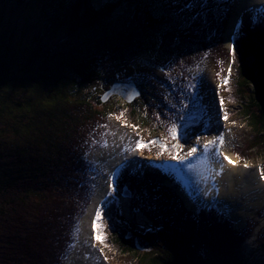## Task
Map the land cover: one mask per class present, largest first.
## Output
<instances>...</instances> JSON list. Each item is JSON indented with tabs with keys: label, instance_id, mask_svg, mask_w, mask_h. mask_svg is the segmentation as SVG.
Masks as SVG:
<instances>
[{
	"label": "rangeland",
	"instance_id": "374dc122",
	"mask_svg": "<svg viewBox=\"0 0 264 264\" xmlns=\"http://www.w3.org/2000/svg\"><path fill=\"white\" fill-rule=\"evenodd\" d=\"M152 1L153 5L159 3L165 11L172 13L174 23L171 24L168 31L177 34L178 37H183L192 26V23L195 22L201 25V31L197 34L200 35L201 39L206 40L205 34L209 35L210 33L211 35V32L205 30V25L208 24L206 17L211 12L220 13V24H218L217 20L215 22L216 26H219L223 31L222 35L213 41L215 48L212 55L211 53L209 55L204 53L196 54L198 45L190 42L179 43V41V44L173 42L170 47V53L164 51L162 56L159 54L160 49L157 47L152 50H148L146 46H143L140 50L135 47L132 52L124 51L121 53L119 55L120 59L117 58L118 62L110 59V62L105 65L102 80L95 84L92 90L88 91L89 96H91V103H95L99 93H101L100 96L102 97L107 88L109 87L110 89L111 85L117 80L134 82L140 87L142 95L131 104H136L139 115L149 119L153 125L149 129L145 125L137 126L136 124L140 122L139 119L132 120L125 115L127 109L122 107L125 104L120 96H111L106 102L101 101L105 106L114 104L112 107H116V113H120V118L98 119V130L103 137L107 138L106 145L102 148L92 149L88 153L87 159H85L84 156L87 150L77 147L74 143L72 158H70L65 167L56 170L57 175L62 176L60 186L63 187L62 193H66V200L60 201V208L54 201H50L48 205L53 207L54 213L56 211L57 214L59 213V215L56 214L54 217H57L60 221L64 222V219L69 216V221L72 223L70 227L73 226L74 228L69 231L66 237H64L63 232V236L58 232L59 237L57 238L52 235L49 236V243L57 248L54 251L50 249L49 254L53 255V259L45 264H68L69 258L75 264H80L86 258L89 261L96 258L97 264H135L136 256L128 252L122 253L120 250H124V247L120 245H118V249L115 247L117 251L105 249L96 240L94 245L85 243L79 246V240L84 233L82 221L87 215L92 197H96L97 190L102 184L100 180L106 173V165L104 164L103 166L101 161L106 158V155L122 152L125 148L137 149L134 152L137 155L139 166L134 171L123 170L117 173L119 174V179H121V184L119 181L117 184L114 181V187L109 186L108 191L110 198L113 196L117 197L112 202L120 207L121 219L125 222V227H117L114 224L115 222L111 223L125 235V239L130 233L128 229L131 223L134 227H140L143 231H146L153 244V250L148 253L159 254L166 260L172 253V249H169L166 238L161 234L158 235L156 231L164 227H177L181 228L178 232L182 233V238L187 244V247H179V255H189V259L196 263L206 259L211 264H239L241 261L244 264H264V199H259L258 201L257 196L251 202L244 199L243 209L241 208V211L237 214L240 216L230 215L214 208L210 210L202 208L205 215L212 211L215 216H218V220L221 219L222 221L225 219L232 230L229 235L227 230L217 223L214 225L210 224V226H213L209 227L211 228L209 229L207 226L208 221H206L204 216L193 214L198 208L187 207L184 194L180 193L183 186L177 181L176 176L177 169H187L194 165L197 159L195 156L199 158L202 152L201 147L208 141L213 140V135L217 132L218 127L215 121L221 119L224 125V135L229 133L233 138L232 141L227 142V146L232 147L230 152L237 154V151L244 149L246 146L254 148V150L248 152L247 159H241V161L249 163L240 165L248 164L252 168H264V135L262 133L256 137V132H253L250 120L242 108L246 104L245 97L238 90V100L230 101L225 92L226 86H221L222 80L229 79L230 81L233 79L235 72L234 64L229 58L230 56H227L231 53L232 45L228 46L226 40L230 22L238 18L234 14L233 4L235 2L233 0ZM17 2V0H0V41L4 40L7 45L11 44L14 48L15 59L12 68L14 73H19L16 69H21L25 64L32 48H29V46H32V40L35 39V35H39L42 18V7L39 2L32 0H26L21 4ZM260 5L263 7L261 11H256L257 14L254 12L253 15L255 17L249 11L248 18L238 19L242 21L244 27L249 28L259 18L264 21V5ZM133 13H135L134 7L129 9L128 5L124 6L116 14V21L113 24L117 25V28L133 25L132 28L135 30L134 21H132ZM234 37L232 38L234 39ZM114 39L112 42H116V38ZM136 42L137 40L132 39L129 45L133 46ZM144 43L147 44L146 40L143 41ZM89 47H91V43L85 36L78 35L73 38L63 36L60 40H51L46 50H52L56 54H68L69 51L77 49L91 50L92 48ZM190 52H192L191 55L189 54ZM190 58L193 59V62L191 61L187 65L185 60ZM229 68L232 69L230 77ZM41 98L32 101L35 106H38L37 119L34 118L33 126L29 122V119L33 116L31 115L28 119V125L13 120L8 126H4L5 129L2 133L0 131V158H4L7 161L3 167H6L13 174L16 172L21 173L20 178H23V181L29 180V161L39 160L40 155L45 154V152L41 148L31 147L29 142L14 138L12 136V127L17 125L22 128L29 135V139L32 142H36V136L39 135L38 128L44 135H48L49 126L60 128L66 127L68 123H71L63 118L61 110L55 106V100L43 102V97ZM142 98L145 99L147 106L140 101ZM221 98L224 100L222 106L220 104ZM2 103L4 104V102ZM98 108L101 111H103L102 109L105 112L109 111L107 107L98 106ZM29 109H32V106L27 104L21 112L29 114ZM79 109L77 107L76 109L68 108L67 111L77 114L82 112V108ZM210 109H212V114H210ZM225 111L228 113L227 120L223 118ZM122 112L124 113L123 116H121ZM8 115L9 113L5 111L2 118L9 119ZM66 121L68 122L66 123ZM157 126L158 130L156 132H149L153 131L154 127ZM173 126L177 128V140L171 139L169 130ZM34 129L36 135L33 134ZM27 134H24V136H27ZM87 134H89V128H85L83 131V136ZM259 136L260 138H258ZM141 139L144 144L148 145L147 147L139 148L137 146V142ZM154 140L164 143L170 149L162 150L158 144L151 143ZM20 143H23L22 145L26 149L22 156H18V154L20 155V153L24 152L21 150L23 146L19 145ZM92 143L94 144V142ZM177 144L182 146L176 149L179 151L178 158H169L170 151L173 153L174 145ZM192 147L197 148V153L193 157H188L186 154ZM77 156L79 157L78 160L74 161V157ZM52 158L54 159V155ZM93 163L95 164V171L89 175L93 170ZM82 172L85 173V177L78 178ZM115 176V173L111 174V178L114 179ZM41 181L45 180L41 179ZM124 187L133 192L131 199L122 196L121 191L124 190ZM73 188L76 190L82 189L76 200L69 199ZM155 196L161 197L169 206L161 208H158L157 205L152 206L156 209H152V211L149 208L145 209L147 200ZM89 197L90 201L86 206ZM112 202L110 201L109 205H112ZM151 204L150 202L149 205ZM109 205L103 208H107ZM80 215L82 216L79 221ZM76 221L79 222L77 226ZM63 222L60 223L62 227L64 225ZM234 236H236L239 243L227 244V241L232 242L229 237ZM58 240H60V243L56 244ZM127 240L132 241V238ZM72 244L74 245L73 251L68 257L64 258V251L69 249ZM27 249L28 245H25L23 253ZM136 250L140 253H146L145 251H139L137 248ZM27 259L22 264H34L29 263V257Z\"/></svg>",
	"mask_w": 264,
	"mask_h": 264
},
{
	"label": "trees",
	"instance_id": "16d2710c",
	"mask_svg": "<svg viewBox=\"0 0 264 264\" xmlns=\"http://www.w3.org/2000/svg\"><path fill=\"white\" fill-rule=\"evenodd\" d=\"M17 1L18 4H21L26 0ZM32 1L39 2L42 7L41 29L39 35H35V39L32 40V46H29L32 48L25 64L21 69H16L19 73H14L12 69L15 59L13 46L7 45L4 40L0 41V131L2 133L5 129L4 126H8L13 120L28 125V119L31 115L33 116L29 122L33 126L34 118L37 119L38 106H35L32 101L39 100L41 97H43V102L55 100V106L59 107L63 118L71 123L60 128L49 126L48 135H44L38 128L39 135L36 136V142H32L22 128L17 125L12 127L14 138L29 142L31 147L43 149L45 154H41L39 160L29 161V180L24 181L23 178H20L21 173L13 174L6 167H3L7 161L0 158V264H22L25 259L28 260V257L29 263H48L53 259V255L49 254L50 249L54 251L57 248L49 243V236L52 235L57 238L59 237L57 233L59 232L63 236V232L64 237H66L69 231L74 228L73 226L70 227L72 223L69 221V216L64 219V222L54 217L57 211L55 210L56 213H54L53 207H50L51 205L48 203L54 201L59 206L60 201L66 200V193H62L63 187L60 186L62 176L57 175L56 170L65 167L70 161L74 143L77 147L87 150L84 156L87 159V155L92 149L102 148L107 142V138L103 137L98 130L97 120L120 117V113H116V107H112L114 104L105 106L101 103V93L98 94L94 104L91 103V96L88 93L95 84L102 80L103 68L110 62L109 60L114 59L118 62L117 58L120 59L119 55L124 51L132 52L135 47L140 50L143 46H146L148 50L159 48V54L162 56L164 51L170 53L173 42L178 43L179 41V43L190 42L198 45L196 54L209 55L211 53L212 55L215 48L213 41L220 37L223 32L219 26H216L215 22L217 20L220 24V13L211 12L206 17L208 24L205 25V30L211 32V35L210 33L209 35L205 34L206 40L201 39L200 35L197 34L201 31V25L195 22L192 23L183 37H178L177 34L168 31L171 24L174 23L172 13L165 11L159 3L153 5L152 0ZM127 5L129 9L134 7L135 13H133L132 21H134L135 30L132 28L133 25L117 28V25L113 24L116 21V14ZM241 25L238 26L232 46V50H235V62H232L235 67L234 77L226 85L225 92L230 101L238 100L237 94L239 92L243 94L246 104L242 108L257 137L262 133L264 135V105L258 100L255 92L256 64H264V21L259 18L249 28ZM78 35L87 37L91 43V47H89L92 48L91 50L77 49L69 51L68 54H56L52 50H46L51 40H60L63 36L73 38ZM114 38H116L117 43L112 42L115 40ZM132 39L137 40L133 46L129 45ZM145 40L147 44H143ZM232 50L227 56H230L229 58L233 61ZM191 53L189 54L191 55ZM192 60L190 58L185 62L189 65ZM119 82L127 83L117 80L113 84ZM238 90L239 92H237ZM122 101L125 104L122 107L127 109L125 115L132 120L139 119L140 122L137 121V126L145 125L149 129L153 125L149 119L139 115L136 104L132 105L123 99ZM140 101L147 106L145 99L142 98ZM27 104L31 105L32 109H29V114L22 113L21 110ZM98 106L107 107L109 111L105 112L102 109L103 112L99 110ZM76 107L82 108V112L72 114L67 111L68 108L76 109ZM5 111L9 113V119L2 118ZM85 128H89V134L83 136ZM35 129L33 134H35ZM157 130L158 126L149 132H156ZM21 150L24 152L18 156H22L26 152L24 146ZM251 150L254 148L246 146L237 151V154L240 159L245 160ZM174 152L177 154L179 151L176 149L173 150V153L170 151L169 158L173 156ZM53 155L54 159L52 158ZM78 158V156L74 157L73 160H78ZM94 171L95 164L93 163V170L89 175ZM84 177L85 173L82 172L78 178ZM41 179L45 181H41ZM81 191L82 189L73 188L69 199L76 200ZM74 192L75 196L73 197ZM89 201L90 197L86 206ZM150 202L151 205H149ZM26 205L27 207H25ZM156 205L158 208L169 206L161 197L155 196L147 200L145 209L156 210L152 207ZM101 212L106 225V244L108 245L107 247L102 246L107 250H116L115 247L118 249V245L124 247V250L120 251L136 256L135 264H211L206 259L196 263L189 259V255H179V247H187V244L182 238V233L178 232L181 228L177 227H164L156 231L158 235L161 234L166 238L169 249H172L168 259L165 260L159 254L140 253L136 250L133 241L125 239V235L118 231L117 227H125V222L121 219L120 207L113 203ZM193 214L204 216L208 221V228L217 223L225 228L229 235L231 234L232 230L226 220H218V216H215L214 212L211 211L205 215L202 208H199ZM81 216L78 218L79 221ZM61 222L64 223L63 227ZM111 222H115L117 227H114ZM78 223L76 221V226ZM210 224L213 225L210 226ZM141 233H144L141 235H145L146 231H141ZM229 238L232 239V242L227 241V244L239 243L236 236ZM58 243L60 240L56 241V244ZM73 244L64 251V258L73 251ZM25 245H28V249L23 253ZM239 264L244 263L241 261Z\"/></svg>",
	"mask_w": 264,
	"mask_h": 264
},
{
	"label": "bare ground",
	"instance_id": "6f19581e",
	"mask_svg": "<svg viewBox=\"0 0 264 264\" xmlns=\"http://www.w3.org/2000/svg\"><path fill=\"white\" fill-rule=\"evenodd\" d=\"M234 1V14L238 18L230 22L231 24L226 36L228 46L232 45L231 39L235 34L239 22L238 19L248 18L247 15L249 11H251V15H253L254 12L256 13V11H261L263 6L260 4L264 5V0ZM253 17L255 16L253 15ZM222 121V119L215 121L218 128L217 132L213 135V140H218V137L222 136L224 138L223 146L221 147L217 143L216 146H210L207 150L204 149V146L201 147L202 152L199 155L200 159L195 156L197 159L194 165L187 169H177L176 176L177 181L183 186L180 193L184 194L183 196L186 200L187 207H195L196 209L205 208L206 210L214 208L230 215L240 216L237 214H239L241 208L243 209L244 199L248 202L255 200L254 198L256 196L258 197V201L259 199H264V181L261 179L259 167L252 168V166L248 164V167H245V165L241 166L236 157L231 154L230 149L232 147H228L227 142L232 141L233 138L229 133H225L224 135V125ZM134 150L137 149L125 148V150L122 151L123 153L108 154L106 158L102 159L103 161H101V164L103 163V166L104 164L106 165V173H104V177L101 178L102 180H100V183L102 182V184L99 190H97L95 200L82 221L84 233L79 240V246L85 243L95 244L93 227L95 214L97 211L101 210L103 200L110 198L108 192L109 186L113 188L114 183L111 174H117L123 170L134 171L137 169L139 165ZM224 156L229 157L233 163L230 164L228 160L224 159ZM69 259L68 264H75L72 262L71 258ZM80 264H97V260L95 258L89 261L86 258L84 261H81Z\"/></svg>",
	"mask_w": 264,
	"mask_h": 264
},
{
	"label": "water",
	"instance_id": "95a60500",
	"mask_svg": "<svg viewBox=\"0 0 264 264\" xmlns=\"http://www.w3.org/2000/svg\"><path fill=\"white\" fill-rule=\"evenodd\" d=\"M256 96L258 100L264 105V64L257 63L256 64ZM111 96H120L125 102L133 103L137 98L141 96V91L137 87L135 83H115L112 87L107 90L102 98V102H106ZM122 196H126L128 198L133 197L132 191L124 187V190L121 191ZM95 200V196L92 197L90 201V206H88V210H90L93 201ZM112 198H106L103 200V205H107ZM87 210V212H88ZM195 210V209H194ZM204 210H206L204 208ZM134 237V245L139 251L151 252L153 250V244L151 240L144 235H136L135 233H129L126 238Z\"/></svg>",
	"mask_w": 264,
	"mask_h": 264
},
{
	"label": "snow or ice",
	"instance_id": "6c2138e0",
	"mask_svg": "<svg viewBox=\"0 0 264 264\" xmlns=\"http://www.w3.org/2000/svg\"><path fill=\"white\" fill-rule=\"evenodd\" d=\"M232 55H233V63L235 62V50L233 49L232 50ZM231 71L232 69L229 68L228 69V73H229V77L231 75ZM229 83V79H223L222 80V85L221 86H226L228 85ZM220 104L221 106L224 104V100L223 98H221L220 100ZM124 113L122 112L121 113V116H123ZM120 117H117V119H119ZM225 120L228 119V113L225 111L224 113V117H223ZM170 135H171V139L173 140H177L178 139V134H177V128L175 126H173L170 130ZM152 144H158L162 150H168L167 149V146L160 142V141H151ZM197 143H199V141H197ZM217 143L219 144V146H223L224 144V138L221 136V137H218V140H210L208 141L205 145H204V149L207 150L210 148V146H216ZM137 146L139 148H143V147H147L148 145L144 144L143 140L141 139L140 141L137 142ZM182 146L177 144V145H174V148L175 149H179L181 148ZM197 153V148L196 147H192L188 152H187V156L188 157H193L195 156ZM218 154H222V153H218ZM179 156V153L177 152V155H174L172 156L173 159H177ZM224 159L228 160V162L230 164L233 163V161L227 157V156H224ZM245 167H248L247 164H245ZM260 175H261V179H264V168H262L260 170ZM93 227H94V239L100 243L101 245H104L105 247H107L108 245L106 244V240H107V235H106V232H105V228H106V225L103 221V218H102V212L101 211H97L96 214H95V220H94V224H93Z\"/></svg>",
	"mask_w": 264,
	"mask_h": 264
},
{
	"label": "flooded vegetation",
	"instance_id": "af4514ba",
	"mask_svg": "<svg viewBox=\"0 0 264 264\" xmlns=\"http://www.w3.org/2000/svg\"><path fill=\"white\" fill-rule=\"evenodd\" d=\"M141 231H143V230L140 227H137V226L134 227V225L132 223L129 225L128 232H135L137 235L144 234V233H141ZM132 241L134 243V239H132Z\"/></svg>",
	"mask_w": 264,
	"mask_h": 264
},
{
	"label": "clouds",
	"instance_id": "9594fccd",
	"mask_svg": "<svg viewBox=\"0 0 264 264\" xmlns=\"http://www.w3.org/2000/svg\"><path fill=\"white\" fill-rule=\"evenodd\" d=\"M135 84H136V83H135ZM136 85H137V84H136ZM137 87L140 88L138 85H137ZM139 90H140V89H139ZM140 91H141V90H140ZM141 95H142V93H141ZM140 97H141V96H140ZM140 97H139V98H140ZM139 98H137V100H138ZM135 101H136V100H135ZM180 166H181V165H180Z\"/></svg>",
	"mask_w": 264,
	"mask_h": 264
}]
</instances>
